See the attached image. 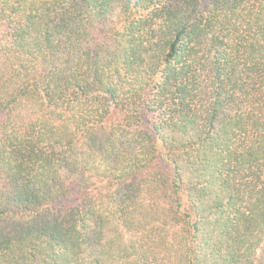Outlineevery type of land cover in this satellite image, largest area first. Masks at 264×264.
Wrapping results in <instances>:
<instances>
[{
	"label": "trees",
	"instance_id": "trees-1",
	"mask_svg": "<svg viewBox=\"0 0 264 264\" xmlns=\"http://www.w3.org/2000/svg\"><path fill=\"white\" fill-rule=\"evenodd\" d=\"M0 264H264V0H0Z\"/></svg>",
	"mask_w": 264,
	"mask_h": 264
}]
</instances>
